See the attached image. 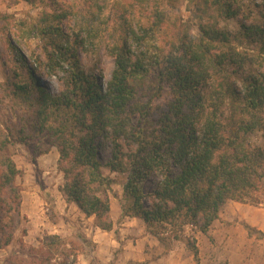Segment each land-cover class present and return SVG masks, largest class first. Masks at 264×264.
I'll return each instance as SVG.
<instances>
[{
  "label": "trees",
  "instance_id": "trees-1",
  "mask_svg": "<svg viewBox=\"0 0 264 264\" xmlns=\"http://www.w3.org/2000/svg\"><path fill=\"white\" fill-rule=\"evenodd\" d=\"M22 1L55 8L38 33L49 40L51 73L65 75L56 94L31 72L12 85L13 97L32 113L24 123L0 126V248L14 242L22 219L10 146L35 134H47L59 153L67 202L106 232L114 227L108 191L117 180L105 170L122 179V216L141 220L167 250L187 228L207 234L228 202L264 204V0H184L186 22L167 13L181 0H90L74 40L52 25L66 17L57 0ZM104 11L121 29L109 48L115 69L106 87L86 74L79 57L82 36L93 33ZM239 18L237 33L220 27ZM152 74V96L142 104L140 88ZM166 88L169 100L154 106ZM257 133L259 146L251 141ZM76 237L90 245L81 232ZM186 245L199 264L196 239ZM20 248L0 264L78 263V244L60 236H46L39 247L20 240Z\"/></svg>",
  "mask_w": 264,
  "mask_h": 264
},
{
  "label": "rangeland",
  "instance_id": "rangeland-1",
  "mask_svg": "<svg viewBox=\"0 0 264 264\" xmlns=\"http://www.w3.org/2000/svg\"><path fill=\"white\" fill-rule=\"evenodd\" d=\"M89 4L90 0H57L58 14L66 17L52 25L73 36L74 40L82 26L79 18L87 15ZM54 10L41 1L28 4L22 0H0V126L4 124L14 127L19 122L24 123L23 120L27 121L32 113L12 95V85L19 79L32 74L54 94L63 88L61 77L65 73L58 69L51 73L55 65L47 55L51 51L49 40L38 33L46 13ZM167 13L172 22H178V19L184 22L191 20V13L184 0L169 8ZM240 21L241 18L221 21L220 27L237 33ZM192 25V33L198 36V23L193 21ZM120 30L109 13L104 11L93 24V33L82 36L84 47L79 49L81 67L86 74L96 77L104 87L111 80L115 69V59L109 54V48L117 42ZM9 41L22 54L26 67L18 59V52L13 51ZM153 80L154 74L140 88L139 99L142 104L148 103L152 96L150 88ZM165 90L161 99H154V106L162 107L169 100L168 89ZM251 141L257 146L261 145V135H253ZM10 153L20 171L17 184L22 195V219L14 242L0 248L1 261L21 250L20 240L27 247H39L46 236H60L78 244L77 264H197L186 245V238L193 237L200 251L199 264H245L246 259L250 264H264V237L255 232L249 234L245 229L248 225L231 219L216 222L217 227L209 231L210 239L217 248L214 254L209 252V246L197 239L199 231H192L191 228H187L182 241L174 242L167 250L166 245L160 244L149 234L141 220L122 216L125 204L122 179L108 170L104 171L105 175L117 180L108 191L114 227L110 232L103 231L96 226L93 217L85 216L75 204L67 202L62 192L63 174L58 169L59 153L47 134H35L24 144L14 143L10 146ZM100 156L107 161L109 153L101 152ZM51 198L54 205L51 204ZM77 231L86 236L90 245L83 246L79 242ZM230 233L233 236L229 240ZM241 233L245 234L244 237ZM245 250H250L249 257L244 256ZM221 252L235 255H221Z\"/></svg>",
  "mask_w": 264,
  "mask_h": 264
},
{
  "label": "crops",
  "instance_id": "crops-1",
  "mask_svg": "<svg viewBox=\"0 0 264 264\" xmlns=\"http://www.w3.org/2000/svg\"><path fill=\"white\" fill-rule=\"evenodd\" d=\"M263 184H264V182H263ZM230 203L231 204L227 203L224 206L223 210L220 213L219 218L213 223V225L210 229V232L212 231L213 228H215L216 222H224V220L231 219L232 221L243 222L246 225L253 227V228H256L259 231L264 233V204L259 206V207H254L251 205L240 204L237 202H230ZM230 227L234 228L235 226H230ZM235 228H237V227H235ZM210 232H208L207 234H202V233L198 232L197 233V239H201L202 242L206 246H209V248H210L209 252L214 254L217 251V248H215L216 245H214L210 239V237H211ZM239 232H240V230H239ZM240 235L242 237H244L243 235H245V234L241 233ZM232 236H233V234L230 233L229 240L232 239ZM243 254L245 257H249L250 256V250H245L243 252ZM201 255H202V253H201ZM221 255L233 256L235 254L231 255L229 252H226V253L221 252ZM246 260L247 261L245 262V264H250L248 259H246ZM179 264H182V263H179ZM191 264H193V263H191Z\"/></svg>",
  "mask_w": 264,
  "mask_h": 264
}]
</instances>
